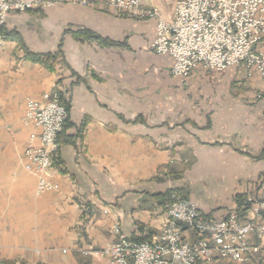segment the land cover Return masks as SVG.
<instances>
[{"label": "crops", "instance_id": "0c3cea01", "mask_svg": "<svg viewBox=\"0 0 264 264\" xmlns=\"http://www.w3.org/2000/svg\"><path fill=\"white\" fill-rule=\"evenodd\" d=\"M78 1L4 22L20 40L0 37V264H112L97 252L117 241L115 224L133 241L157 238L167 216L154 195L181 190L218 220L264 178L257 74L197 67L182 81L172 58L150 49L154 19ZM143 6L172 16L156 0ZM26 52L57 54L54 69ZM54 91L70 104L72 139L53 157L58 188L37 195L23 153L39 130L22 116L28 97ZM182 235L196 240L191 230Z\"/></svg>", "mask_w": 264, "mask_h": 264}, {"label": "built area", "instance_id": "2783aa9c", "mask_svg": "<svg viewBox=\"0 0 264 264\" xmlns=\"http://www.w3.org/2000/svg\"><path fill=\"white\" fill-rule=\"evenodd\" d=\"M65 0H0V25L12 13L45 10ZM90 0H79L88 5ZM144 0H107L110 7L137 17L155 20L150 49L172 58L170 72L185 80L201 67L222 71L239 68L245 78L257 74L264 96V0H177L171 19L143 6ZM66 120V109L57 92L45 93L41 100L27 98L22 123L38 129L28 136L23 157L25 169L36 178L35 192L58 188L53 181V156L57 135ZM245 219L236 212L215 220L203 214L193 202L177 197L166 205L167 219L157 238L136 242L113 226L117 241L108 243L98 255L112 264H196L224 258L241 264H257L254 254L262 249L264 237V178L255 196H248ZM181 225L196 235L194 242L183 240Z\"/></svg>", "mask_w": 264, "mask_h": 264}, {"label": "trees", "instance_id": "16d2710c", "mask_svg": "<svg viewBox=\"0 0 264 264\" xmlns=\"http://www.w3.org/2000/svg\"><path fill=\"white\" fill-rule=\"evenodd\" d=\"M30 11V10H28ZM0 37L3 39H14V40H20V36L17 32L14 30L8 31L5 28V25H0ZM25 58L35 62L39 63L43 66H45L48 70H53L56 62H57V54L54 53H43V54H31L29 52L25 53ZM60 103L65 107L66 109V120L64 123V126L62 130L58 133L57 135V144L58 148L61 144L69 142L72 138L66 134V130L72 126V123L69 120V109H70V104L63 95L60 93ZM83 127V124L81 128ZM57 148V150H58ZM56 150V153H57ZM180 194L182 198H187L181 190L178 189H172V190H167L164 193L156 194L154 197L160 202V205H162L166 209V205L170 203L174 198L172 195L177 196ZM247 195H240L237 196V208H236V213L240 219H245L247 215V211L249 209V203L247 201ZM136 242H143V240H135Z\"/></svg>", "mask_w": 264, "mask_h": 264}, {"label": "rangeland", "instance_id": "374dc122", "mask_svg": "<svg viewBox=\"0 0 264 264\" xmlns=\"http://www.w3.org/2000/svg\"><path fill=\"white\" fill-rule=\"evenodd\" d=\"M65 1H67V0H65ZM153 1H155V0H153ZM158 3H160L161 5H162V7H163V9L164 10H167V11H172V14H173V7H174V4H175V2L177 1V0H156ZM62 2H64V1H62ZM112 8V7H111ZM147 8V7H146ZM152 9H155V8H152ZM34 10H37V9H34ZM161 16H163L157 9H155ZM126 14H128V15H131V14H129V13H127L126 12ZM132 16H134V15H132ZM137 17V16H136ZM164 17V16H163ZM142 18H144V17H142ZM171 18H172V16H171ZM171 18H168V20L169 19H171ZM167 19V18H166ZM239 69V68H238ZM240 70V69H239ZM240 72H241V74H242V71L240 70ZM242 76H243V74H242ZM244 77V76H243ZM54 92H57V93H59L58 91H54ZM60 94V93H59ZM64 97V96H63ZM23 117V116H22ZM54 157V156H53ZM36 185V184H35ZM36 193V192H35ZM37 195H40V194H37ZM172 197L175 199V198H177V197H180V198H182V196L180 195V194H178L177 196H174V195H172ZM185 199H187V198H185ZM158 203H157V205H158V207H160L164 212H165V208L162 206V205H160V202L159 201H157ZM167 219V218H166ZM165 221V220H164ZM163 221V222H164ZM162 222V223H163ZM182 228H185V229H187L185 226H183V225H181V232H182ZM189 230V229H188ZM160 231H161V225H160ZM160 233V232H159ZM159 235V234H158ZM182 237H183V235H182ZM264 239V237L261 239V240H257L256 241V243L257 244H260L261 245V247H262V249H260L258 252H256L255 254H254V262L256 261L257 262V264H264V244H262V240ZM184 240V239H183ZM186 241V240H185ZM196 264H241V263H239V262H234V261H231V260H229V259H224V258H212L211 260H208V261H204V262H198V263H196Z\"/></svg>", "mask_w": 264, "mask_h": 264}]
</instances>
